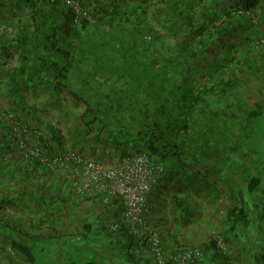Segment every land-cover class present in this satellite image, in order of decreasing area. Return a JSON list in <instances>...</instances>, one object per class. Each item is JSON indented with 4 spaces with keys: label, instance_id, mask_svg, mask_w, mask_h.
<instances>
[{
    "label": "trees",
    "instance_id": "1",
    "mask_svg": "<svg viewBox=\"0 0 264 264\" xmlns=\"http://www.w3.org/2000/svg\"><path fill=\"white\" fill-rule=\"evenodd\" d=\"M72 1L77 9L45 0H13V8L31 11L32 37L40 41L35 38L19 54L39 71L45 94L54 101L69 94L72 102L83 108L71 115L79 129L72 135L80 136L81 146L96 142L121 156L143 153L153 165L162 167L159 179L171 176L173 168L187 174V159L205 162L212 155L236 153L230 121L237 118L236 128L244 132L240 107L246 104V95L256 108L264 102L258 98L264 94V0ZM5 49L0 45V68L5 67L2 59L8 56ZM12 72L8 87L14 95L35 82L26 76L24 67ZM232 92L233 101H227L226 106L221 96ZM227 107H235V112H226ZM15 120L19 119L15 116ZM235 135L246 138L245 134ZM11 137L8 126L0 120V160L16 155L9 145ZM42 139L49 152L65 146L64 131L62 135V131L48 128ZM241 156L244 159H239L238 173L247 177L238 186L243 188L228 219L232 217L237 227L244 223L247 231L253 228L264 239V161L260 159L255 168L247 155ZM30 160L44 170L37 159ZM219 161L223 163L222 158ZM12 201L0 196V215ZM103 215L101 211L95 215L99 219L96 223L100 222V231L108 233L116 252L107 248L114 262L101 264L228 261L232 241L221 232L191 247L163 234L149 215L146 222L150 230L158 232V258L149 242L139 241L126 228L106 232ZM96 223L89 221L85 229L92 230ZM40 224L35 225L38 230ZM0 227H6L4 221ZM19 228L16 233H23ZM40 232L45 233L43 229ZM262 245L250 264H264ZM7 248L10 256L21 254L33 263L27 247L11 244ZM193 251L196 254L191 259L177 257Z\"/></svg>",
    "mask_w": 264,
    "mask_h": 264
},
{
    "label": "crops",
    "instance_id": "2",
    "mask_svg": "<svg viewBox=\"0 0 264 264\" xmlns=\"http://www.w3.org/2000/svg\"><path fill=\"white\" fill-rule=\"evenodd\" d=\"M0 23L10 25L13 30L10 36L0 39V45L6 47L5 53L8 55L2 59L5 67L0 68V113L9 112L20 121L36 127H44L45 121L54 118L64 128L66 147L106 164L117 160L120 152L109 146H99L96 142L81 146L80 136L72 135L79 129L72 122L71 115L81 112L83 108L75 105L69 94L60 96L61 100L49 99L41 86V76L37 73L39 71L35 72L36 69L31 68L32 62L22 60L19 50L25 49L37 38L32 37L35 27L31 25V11H15L13 0H0ZM37 41L40 39L37 38ZM20 66L26 68V76H30L35 82L28 89L21 90L19 95H14L9 92L8 83L13 76L12 71ZM4 158L5 160H0V196L13 198V201L7 205L6 213L0 215L1 221L6 224L5 228L0 227V264H29L21 254H8L7 247L11 244L27 247L33 258L32 264H46L43 256L45 249L51 250L57 245L59 247V243L67 248L69 241H81L83 232L87 237L92 233L91 229H85V225L89 221L98 222L95 215L99 210L89 202L77 203L67 198L68 176L57 170H43L32 160L17 155L9 154ZM219 158L223 159L222 164ZM239 159L232 152L222 157L212 155L206 163L187 159V174L173 168L169 172L172 177L166 175L158 178V181L156 179L148 196L151 208L149 215L153 225L163 234L172 237V240L174 238L191 247H198L208 241L213 233L221 232L232 241L231 248L227 254V262L218 259L214 264H250L264 239L253 228L247 231L244 223L237 227L233 225L232 217L228 219L229 212L238 204L239 190L243 188L239 189L238 186L247 177L238 173ZM196 171L198 176L194 177ZM52 194L61 199L58 206L53 201L44 202L43 199ZM41 211L47 212L48 218L43 219L45 214ZM36 223H41V230H47L48 226L49 231L41 234V230L35 227ZM96 226L101 230L100 222ZM16 227H20L23 233L17 234ZM55 228L60 230L57 231L59 235L56 233L51 237L49 232H56ZM46 242L51 244L47 245ZM64 248H61L63 255L59 264L95 263L88 253L71 259L74 254L72 245L67 252H64ZM69 253L71 257L67 256Z\"/></svg>",
    "mask_w": 264,
    "mask_h": 264
},
{
    "label": "built area",
    "instance_id": "3",
    "mask_svg": "<svg viewBox=\"0 0 264 264\" xmlns=\"http://www.w3.org/2000/svg\"><path fill=\"white\" fill-rule=\"evenodd\" d=\"M45 1H59L77 9L72 0ZM12 32L10 25L0 23V39L10 36ZM0 120L12 133L9 145L16 151V155L37 159L45 170H57L68 176L67 198L77 203L89 202L105 213L103 222L106 232L124 227L139 241L149 242L155 255L161 257L158 232L150 230L146 222L151 210L148 196L156 177L161 175L160 164L153 165L143 153L120 155L113 163L106 164L84 156L66 147V144L61 150L49 152L42 144V138L48 135V128L62 131L63 135L64 128L56 119H49L47 126L35 127L16 121L15 116L9 112H1ZM216 239L219 247L223 248L221 240L218 237ZM194 252L184 253L182 257L177 254V257L185 261L191 259L196 254Z\"/></svg>",
    "mask_w": 264,
    "mask_h": 264
},
{
    "label": "rangeland",
    "instance_id": "4",
    "mask_svg": "<svg viewBox=\"0 0 264 264\" xmlns=\"http://www.w3.org/2000/svg\"><path fill=\"white\" fill-rule=\"evenodd\" d=\"M233 92L229 93V94H225L221 96V99L224 98V100L226 101V106H227V101L231 102L233 101ZM251 95V94H250ZM247 98V102L243 107H240V114H244V122H245V128H244V132H241V127L240 130H238L236 128V119L233 118L230 122H231V127L229 128V130L232 132V143H233V147L232 149L236 150V153L239 154V158L244 159L243 156L241 155H247V157H249L248 159H250L252 162L251 165H253V167H257L259 166V160L261 159V161H264V102L263 104L260 103L259 108H256L254 104H252L253 100L252 98L248 95H246ZM258 98H261L262 100H264V94L263 95H259ZM219 99V98H218ZM225 107V106H223ZM215 109H222L221 107H214ZM225 109V108H224ZM226 112H235V107H227V109H225ZM223 112V111H222ZM235 117V116H233ZM233 123V124H232ZM33 126V125H32ZM36 127V126H35ZM228 130V131H229ZM236 133L239 134H245V137H242L240 139L239 135L238 137L235 135ZM84 151V148H83ZM253 152V153H252ZM261 152V153H260ZM259 153L261 154V157L259 156ZM258 154V155H257ZM247 159V160H248ZM248 164V163H246ZM158 181V177L156 178ZM44 202H49V201H53L54 205H59L61 199H59L58 197H56V194H52L51 196H47L46 199H43ZM46 211V210H45ZM44 211L45 215H49L47 212ZM55 212V211H53ZM1 222V219H0ZM46 224V222H43ZM2 225L4 223H1ZM3 228V227H2ZM16 229L18 230V228L16 227ZM44 231L46 232L47 230L44 229ZM56 232L51 233L52 236H55L57 231H60L58 228H55ZM59 235V233H57ZM110 239L109 236L107 235V233L100 231V229L97 226H94L92 229V233L88 234L85 237H83V239L81 241H69L67 243V248L63 247V244L59 243V247L58 245L55 246L54 248H52L51 250L49 249H45L43 251V256L45 258V263L46 264H59V261L61 260V257L63 255V250L61 248H64V252L68 251V247L70 245H72V248L74 249V254L71 257V254H67V256H70L71 259H73L76 256H81V255H85V254H89L90 256H92L93 261L96 264H101V263H108L109 261L114 262V258L113 255L107 254V248L111 247L113 248V251H115L116 248L113 247L112 244H110ZM55 241V245H56ZM47 245H50V242H46ZM83 247H87V249L83 248ZM116 252V251H115ZM79 258V257H77ZM39 260L41 261V255L39 257Z\"/></svg>",
    "mask_w": 264,
    "mask_h": 264
}]
</instances>
